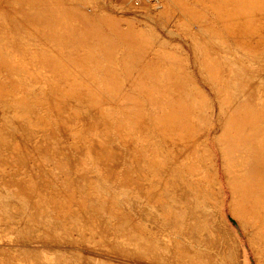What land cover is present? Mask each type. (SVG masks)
I'll list each match as a JSON object with an SVG mask.
<instances>
[{"label": "rangeland", "instance_id": "obj_1", "mask_svg": "<svg viewBox=\"0 0 264 264\" xmlns=\"http://www.w3.org/2000/svg\"><path fill=\"white\" fill-rule=\"evenodd\" d=\"M53 1L56 4L60 1L61 4H57L58 9L54 11L52 9L51 13L48 14L47 11L43 12L46 8L43 5L37 8L23 0H0V25H3L4 29H8L4 35L6 40L0 43V88L4 91L13 90V93L4 92L0 95L1 255L5 256L7 252L12 257L20 259L16 264H31V261L28 262L29 260L26 259L28 251H21L20 255L19 251L15 250L21 247L26 250L42 251L40 257L42 260L38 259V262H32V264H78L76 258L79 257L82 263L88 261L93 263L96 258L97 261L95 259L93 264H98V261H101L99 264H154V262L139 261L141 258L139 259L136 254L132 258L127 254L105 252L98 248L95 249L96 247L87 246L76 227L79 225L80 219L85 220L88 224L96 220L101 226L103 224L102 227L108 225V227L116 228L118 230L115 229L117 235L121 238L126 236L125 240H128V242L129 240L130 242H149L150 238L158 242L170 227L167 219L158 215V211L153 208L155 207L152 203L156 199L155 194H150L149 198L137 195L136 187L139 182L136 179L140 174L132 171L134 175L130 174L131 181L129 182L132 189H126L123 187L125 183L121 179V173L117 174L114 171L115 167L111 168L110 164H107V167L109 166L107 169L103 167L102 170L101 157L88 149H86L84 157L85 168L75 169V171L87 173L91 178V184H86V187L91 188L90 192L94 195V198L85 201L84 209L87 211L84 215H77L73 210L61 213V206L58 203H53V196L50 195L46 197L48 200L42 201L43 206L46 205L45 207L48 210H37L39 202L34 197H30L31 195L27 191L29 189L26 188L34 183H28V185L17 181V178L27 175L23 177L28 179L31 176L30 179L35 180L37 178L38 181L40 180L41 183L36 182L38 187L42 185L40 191L45 190L44 187L54 190L56 187H53L52 179L54 181L55 176L51 170H45L53 168L52 164L50 165L51 162H49V155L53 156L52 158L55 160L62 159L65 155L63 156L62 152L55 149H51L49 153H46L47 155L41 152L39 154L44 163L41 160L40 162L44 165L40 167L35 165L32 159L26 157L29 152H25V154L28 153L26 155L11 152L10 146L5 141L11 142V135L24 133L17 126L15 113L20 111L21 104L33 106L36 112L46 121L44 126L47 130L56 128L58 124L63 122V112L61 111H63L62 108L66 104V92L71 90L73 93L81 91L88 102L83 104L79 99L73 97L71 99L72 104L67 105L68 111L75 115L69 127L67 124L68 119L65 118L67 119L65 120L67 124L65 126L68 127L69 131L66 140H68L69 145L80 142L90 145L93 136L99 140L106 137V134H103L102 137L97 136L96 132H92L88 128L87 130L86 126L81 124L84 122L80 118L81 115H85L91 109H94L104 113V119L111 123V128L122 125L123 128L127 129L128 133L126 134L136 137L133 145L139 151L137 154L151 161L158 155L165 166L181 170L180 165H185L186 162L183 161L179 164L175 159V143H165L162 135L156 129L158 126L161 127L163 122L168 121L169 116L173 117V111L176 110L180 115L178 119L172 121L173 127L181 129L184 135L190 132L193 140H195L197 155L203 166L212 167L216 173V185L219 187L220 193L223 194L224 200L220 208L221 217L225 221L227 229H230L229 231L239 244V255L242 258V264H256V258L250 243V239L253 237L251 227L248 225L243 226L233 216L236 212L232 206L231 192L226 183L227 180L234 181L236 177H239L237 165L240 160L238 155L232 157L227 151L221 154L219 147L222 144L215 141L220 133L221 126L226 121V111L229 108L224 107L221 112L218 110L216 94L207 84L208 77L205 65L206 61L209 60L210 63L213 62L216 65L218 63L219 66V63L223 60L227 65L223 66L224 73H228L233 69V73L228 80L229 83H227L232 91L233 105H236L237 108L248 107L251 109L255 107V111L259 112L260 115L258 123L264 129V56L259 55L252 62H241V66H238L233 63L232 57L228 54L223 55L220 51L222 44L228 45L233 53L237 51L240 54L241 51L234 45L225 29L222 30V26L217 23L214 13L209 12L200 2L195 0H161V4L156 7L157 10L156 8H150L149 5L147 6L144 1L137 7L126 6L130 0ZM61 9L66 12L64 18L58 16L57 12L55 13V11ZM38 10L41 11L42 15L46 14L47 16L54 12L55 17L52 19L44 15L46 18L39 22L35 18L37 12H39ZM164 10L166 11L163 12ZM206 15L211 18L212 29H214L216 35L208 36L207 31L203 29L201 22ZM74 24L75 26L79 24L80 27H73ZM11 27L15 28L16 31L12 32L9 29ZM81 28H84L85 31ZM86 32H88V35L84 34ZM125 35L130 37V41L134 43L133 47L124 43ZM156 64L164 66L159 70L161 76L168 78V70H165V68L173 65L174 68L177 67L179 77L183 79L180 80L185 85L183 88L175 91L173 88L168 87L167 92L170 100L167 96L161 100L160 95L153 91L148 97L144 94L146 89L151 90L150 86H154V79L157 76L153 75L155 74L154 71L153 74L148 76L147 83L144 86L143 82L138 79L140 72H144L145 68H150L149 66ZM246 69L251 73L248 79L244 75ZM173 70L177 71L176 69ZM146 71L150 70L147 69ZM235 76H239L238 79L236 77L235 80ZM165 78L163 80H168ZM189 80H192L195 86H192ZM247 81L252 83L250 87L245 86L244 82ZM109 86L113 89H110ZM114 89H117V92L120 93V99H118L117 93L116 95L110 94ZM53 90L58 92V100L55 101V104L50 101ZM197 91L203 93L204 103L200 101ZM191 110H193V115L188 116ZM54 111L56 115L52 118L49 114ZM138 118L142 122L144 121L145 126L148 127L149 133H146V136L144 133L140 134L139 132L142 124L137 126V123H139ZM16 126L18 130L15 128ZM20 130L22 133L19 132ZM86 130L90 132L87 133ZM59 135L56 136L54 141L59 137L61 138V134ZM27 136L25 135L26 138ZM40 136L41 133H38L29 138L32 139L33 144H36L40 141L38 139L42 138ZM111 137H113L110 139L112 146H115V144L120 145L116 135H111ZM5 149H7L8 155H6ZM13 153L16 158L11 156ZM91 153L93 154L91 155ZM17 157L20 162L24 158L25 160H22V162L28 163L30 161L29 166L24 165L25 163H23V166H20V163L19 165L15 164L13 161L18 160ZM65 158L67 161L74 160V158H71V154H68ZM6 160L8 166L5 165ZM45 160H48V162L46 161V163ZM99 163L100 165L97 166ZM32 165L35 168L31 170ZM2 168H5V170H2ZM109 168H111L110 171L116 173L113 175L115 178L109 172ZM6 171L11 172V174L4 173V177L3 172ZM30 171L31 175L29 174ZM69 171L62 173L63 175L60 174V177L65 178V173H73ZM13 172L16 173V176H12ZM48 172L51 173L48 174ZM183 174L185 175L184 171ZM36 175H39L41 179ZM34 176L35 178H33ZM163 176L170 179L171 175L169 172H165ZM111 179H115V181ZM18 182L21 184L19 185ZM112 182H114V185H112ZM58 185V188H56L58 190L55 189V191H59L63 186L62 183H58ZM152 185L153 187L159 186L156 180H152ZM196 186L200 191L199 201L195 207L198 221L201 223L198 229L202 230V226L207 221L210 222L209 224L214 231L220 235L221 232L216 227L218 216L213 208V201L208 199L212 207L204 205L203 202L200 203V200L204 201V197L206 199L207 197L201 184L197 182ZM70 187L71 190L75 188L73 185ZM75 190H77L76 192L80 191L77 187ZM103 195L115 200L116 210L122 212H125V201L128 200L131 215L125 218L123 215L112 214L108 207H105L109 202L102 199ZM91 214L95 215L92 217ZM96 215L101 217L102 221ZM183 218L185 222L189 221L185 215H183ZM104 224L106 225L104 226ZM62 225H65V228ZM162 225H165V227ZM101 233L104 235L105 231L100 232V235ZM98 235L96 234L97 237ZM138 238L142 240L139 241ZM51 250L59 251L57 253L59 259H61L60 261L57 260L58 258L53 257ZM132 250H134L133 247ZM226 251L231 250L227 247ZM162 259H165V257L163 256ZM221 259L218 255L212 259L213 263L208 262L205 258L199 260L200 264H227V260ZM0 260H2L0 264L13 263L12 259L6 260L5 257L3 259L0 257ZM158 262L167 264L165 261ZM155 264L159 263L155 262Z\"/></svg>", "mask_w": 264, "mask_h": 264}, {"label": "bare ground", "instance_id": "obj_2", "mask_svg": "<svg viewBox=\"0 0 264 264\" xmlns=\"http://www.w3.org/2000/svg\"><path fill=\"white\" fill-rule=\"evenodd\" d=\"M23 1L29 2L30 5L37 8L40 5L46 6L43 12L45 13V11H47L48 14L51 13L52 9L53 11L58 9L59 6L57 4L60 3V1L58 0H57L58 1L57 4L53 0H23ZM195 1L200 2L206 9H208L209 12L214 13L215 18L218 21L216 22L222 26L223 28L222 30L225 29L226 33L232 39L234 45L237 46L238 49L241 51L240 54L237 51L233 53L228 45L222 44V48L220 49L221 53L223 55L228 54L230 57H232L231 59L233 63H236L238 66H241L242 64L241 62L250 63L252 62L253 59H256L259 55L264 56V0H195ZM145 4H147V6L148 5L151 6L150 8L154 9L159 4H161V0H148ZM164 6L166 5L164 4ZM64 11L63 9H61L60 11H55V13L57 12L58 16L64 18L66 13ZM165 11L166 10H164L163 12ZM55 13L53 12V14L48 16L54 19ZM44 15H42L41 11H39L37 12L35 18L37 19V21L40 22L41 20L46 18L47 15L46 16ZM201 23L203 25L202 26L203 29L207 31L208 36L216 35L214 29H212L213 27L211 25V18H209L208 15L205 16L204 20ZM78 26L80 27L79 24H77L76 26L74 24L73 27H78ZM9 29L12 30V32L16 31V29L12 27ZM81 29L85 31L84 28ZM6 30L8 29H4L3 25H0V43L6 40L4 36ZM84 34L88 35V32ZM129 38L130 37H127V35H125L124 43L129 45L130 47H133L134 43L130 41ZM224 65L227 66L225 64V61L223 60H221L219 66L218 63L216 65L213 62L210 63L209 60L206 61V65H205L207 70V77H208L207 84H209V86L216 94L215 96L216 99L218 100V110L221 112V110L224 107L229 108V110L226 111V115H227V117L225 118L226 121H224V124L221 126L220 133L217 135L215 141L219 144L220 143L222 144L221 147H219V151L221 154L227 151V153H230L232 157L238 155V159L240 160L237 165V169L239 170L238 171L239 177H236L234 181L227 180L226 182L231 192L232 206L234 207L236 212L235 215L233 214V216H235L239 220V222L243 224V226L248 225L249 227H251L253 237H251L250 243L252 245V249L256 258V264H264V129L258 123L260 115L258 114L259 112L255 111V107L251 109H249L248 107L237 108L236 105H233L232 95H231L232 91L228 87L229 85L227 84L229 83L228 80L230 75L233 73L232 72L233 69H231L228 73L227 72L224 73V67H223ZM220 66H222L223 68ZM149 67L150 68H145L144 72H140L138 74V79L143 82V86L144 84L147 83L146 80L148 79V76L153 74V71L155 72V74L153 75H157L154 79L155 80L153 83L154 86H150L151 90L146 89L144 91V94L147 97L153 91L154 93L160 95L161 100H163L162 98L166 96L168 100H170L169 94L167 92L168 87H171L176 91L179 88H183V86H185L184 83H182V81L180 82V80L183 79L179 77V72L177 70V67L174 68L175 66L170 65L167 66V68H165V70H168V72L166 71L168 73V78H165L159 74L160 73L159 70H161L160 68L164 67L162 64L161 65L156 64ZM172 67L177 71L173 70ZM147 69L150 71H146ZM244 72H245L244 75L248 79L251 73H249L247 69ZM236 77L238 79L239 76H235V80ZM164 78L168 80H163ZM189 81L191 82L192 86L193 85L195 86V83L192 80ZM244 84L245 86L250 87L251 86L250 84L252 83L250 81H247L244 82ZM109 87L110 89H113V87L111 86ZM145 87L147 88V85ZM117 91H118L117 89H114V91L110 92V94L113 93L114 95H116L117 93L118 94L117 97L118 99H120V93ZM4 92L13 93V90L4 91L2 88H0V95ZM66 93H67L66 96L67 98L65 102L66 104L62 108L63 111H61L63 112V119H62L63 122H61V124H58L56 128H50L49 130H47L44 126L46 124V121L43 120V118L36 112L35 108L27 104H21L20 111H16V112L14 111V112L16 113L17 116L16 117L17 126L19 129H22L24 133H22L20 130L19 132L22 134L11 135L12 139L11 138L10 139L12 141L11 142L5 141V143H7L8 146H10L11 152H17L19 154L21 153L25 154V152H29L30 154L32 152L31 155L26 153L28 154V155L25 154L26 157H28V159H32L35 165H38L40 167L44 164H41L40 162V160L43 162V158L40 157L39 153L42 152V154L43 153L46 154L49 153L51 149L53 150L55 149L56 151L62 152L63 156L65 155V157L68 154H71V158L72 159L74 158L73 161H67L65 157L64 158L62 157V159L60 158L55 160L52 158L53 156L48 154L50 156V160H49V162H51L50 165L52 164L53 168H47L45 170H51V172L55 176L54 177L55 180L53 181L52 179V183L54 184L53 187L55 186L56 188H58L57 187L58 183L63 184L62 188H60L59 191H55L56 188L55 189L53 188L54 190H51L50 188L46 189V187H44L45 188V190L43 189L44 191L42 190L43 192L40 191L41 189L40 187H42V185L39 184L40 187H38L37 186L38 183H36L39 182L40 180L38 181L37 178L35 180L32 178L30 179L31 176L28 179H25L23 177L27 175H23L17 178V181L26 184L34 183L33 185H30L29 187L26 188L29 189L27 191H29V194L31 195L30 197H34V199H36L39 202L37 210L40 209L48 210V208L45 207L46 205L43 206L42 201L48 200L46 197L47 195H50L53 196V203L54 202L58 203L59 206H61V211H60L61 213H65V211L67 210H73V212H75L77 215L80 216L84 215V213L87 211L84 209V206L86 204L85 201H87L89 198H94V195L90 192L91 188L89 189L86 187L87 186L86 184H91L90 183L91 178L87 173L80 171L78 172L75 171V169L85 168L84 157L87 151L86 149H88L91 152H93L95 155L101 157L100 163L102 164L101 165L102 170L103 167L107 169L109 167V166L107 167V164H110V166H112L111 168L115 167L114 171H116L117 174L121 173L122 175L121 179L123 183H125L123 187H125L126 189H132V187L129 185V182L131 181L130 174L132 173V171H135L138 174H140L141 177L139 176L140 178L138 177V179H136L139 182L138 185L136 184L137 195L144 198H149L150 194L152 193L155 194L156 199H154V201L152 202L154 203L155 206L153 208H155L158 211V215L167 219V221L170 224V227L167 230V233L164 236H162L160 240H158V242L153 241L152 238H150L151 240H149V242L146 241L130 242V240L128 242V240H125L126 236H123V238H121L119 235H117V233L115 232L116 228L108 227V225L105 226L108 223L104 224L105 227H102L103 224L101 226L96 220H94L93 223L88 224L85 220L82 221V219L78 218L80 219L81 224L79 222V225L76 228L80 234V237L84 239V242L87 246L90 245L96 247L95 249L98 248L105 252H111V253L117 252V253L127 254L132 258H134V255L136 254L139 259L141 258V260L139 261H143V262L148 261V263L154 262V264L155 262L160 264V262L158 261H162V262L165 261L167 262V264H200V260H203V258H205V260H207L208 262H212V259L218 255H220L222 259L227 260L226 261L227 264H242V258L239 255V249H240L239 244L235 239L234 235H232L231 232L229 231L230 229L229 230L227 229L226 223L225 221L222 220L221 217L220 208L222 207L224 200H223V194L220 193V189L216 185V177H215L216 173L212 167L203 166L201 160L198 158L197 150L195 148V140H193V136L190 134V132L187 135H184L181 129L173 127L172 121L174 119H178L180 115L177 113L176 110L173 111L172 114L174 118L169 116L168 117L169 120L166 121L165 123L163 122L162 126L161 127L158 126L159 129L157 127L156 129L158 133L162 135V138L165 143L168 144L171 142L175 143V148H174L176 152L175 159L179 162V164L182 163L183 161L186 162L185 165H180L181 170L178 168H171L170 166L169 167L165 166V164H163V161L158 157V155L154 160L151 161L148 160L147 158H144L142 155L137 154V152L139 151L133 145V141L134 139H136V137L129 136L128 134H126L128 133L127 129L123 128L122 125L111 128L110 127L111 123H109L107 120L104 119V113L102 111H96L94 109H91L90 112L89 113L87 112V114L85 115L84 114L81 115L80 118L81 120L84 121L81 124H84V126H86L85 127L86 129L88 128L92 132L93 131L96 132L97 136L102 137L103 134H106V137L99 140L92 135L93 140L90 145H86L83 142L74 145H69L67 143L68 140H66V138L68 139V136L66 135H68L69 133L68 127L70 126L73 116L75 115L68 111L67 105L72 104L71 99L73 97L79 99L83 104L87 103L88 99L84 97L81 91L73 93L70 90L69 92ZM197 93L199 94L200 101L204 103L203 99L205 97L203 96V93H199V91H197ZM57 95L58 92L53 90L50 101L54 102V104L55 101L58 100ZM191 114L193 115V110H191L188 113V116H190ZM49 115L50 117L53 118L56 115V112L54 111ZM65 118L68 119L67 121L68 127L65 126L67 125L65 121L67 119ZM25 119L26 121H24ZM138 119H139L138 121L139 123H137V126H139V124L144 125V126L141 125L139 132L140 134L144 133V135L146 136L147 135L146 133H149L148 127L145 126L144 121L142 122L140 118ZM17 126L15 128H17ZM89 132L87 131V133ZM38 133H41L40 137L42 138L38 139L40 140L39 142L33 144L32 139L29 137L35 136ZM59 134H61V138L59 137V139H56V141H54L56 136ZM25 135H28L27 138L25 137ZM63 135L65 136L63 137ZM111 135L117 136L116 139L120 145L115 144V146H112L110 144V139L113 138L111 137ZM21 136L22 138L20 139ZM0 148H1V139H0ZM5 150H6L5 151L6 155H8L7 149ZM93 153H91V155ZM11 156H14V153ZM49 156L46 157L48 158ZM0 160L2 159L0 158ZM22 160H25V158ZM15 161L13 162L17 165H19L20 163V166L21 165L23 166V163H25V162L21 163L19 161V158L18 160ZM46 161L48 162V160H45V162ZM29 162L30 161H28V163H25L24 165L29 166ZM100 163L97 166H99ZM7 164L8 162L5 165ZM34 168L35 167L33 166L31 170ZM111 168H109V172H111L113 176L116 173H114V171H110ZM118 169L119 171H117ZM2 170H5V168H2ZM67 170L72 171L74 174L65 173L66 174L65 178H61L62 176L60 177V174L66 172ZM183 171L185 172V175L183 174ZM51 172H48V174H50ZM165 172L170 173L171 175L170 179L165 178L163 176ZM4 173L11 174V172L6 171L3 172V176ZM30 173L31 171L29 172V174ZM12 174H13L12 176H16V173L13 172ZM36 176L39 177V175ZM33 178H35V176ZM113 178H115V176H113ZM111 180L115 181V179H111ZM152 180H156L159 186L153 187ZM49 182L51 181L49 180ZM197 182L201 184L204 190V194L207 197V199L204 197V201L200 200V203L203 202L204 205L208 207H212L210 202H208V199L210 201H213V208L216 210L217 212L216 214L218 216L216 227L221 232L220 234L222 235L221 237L211 227V225L209 224L210 222L206 221L204 225L202 223L203 225L202 230L198 229V226L201 225V223L198 221L195 212V207L199 201V196H200V191L196 186ZM113 183L114 182H112V185H114ZM20 184L21 183H19V185ZM68 185L70 186L73 185V187L79 188L80 191L76 192L77 190H75V188H74L75 191L71 190V187ZM47 190L49 191L46 192ZM102 199L109 202L106 204L105 207H108V210L112 214H116L117 216L123 215V217L125 218L131 215V212L129 210L130 205L128 203V200L125 201V208H124L125 212H122L116 210L114 206L116 205L115 200L110 199L106 195H103ZM79 200L81 201L78 203ZM97 208L99 209V207ZM91 215L93 217V215L95 214H91ZM183 215H185L186 218L189 219L188 222L184 221ZM100 218L101 217H98V219L102 221V219ZM67 225L68 224L66 223V226ZM62 226L64 227L65 225ZM162 226L165 227V225ZM137 228L136 230H138ZM140 230L142 229L140 228ZM103 231H105V234L103 235V233H101L100 235V232ZM96 234L97 235L99 234L98 237L96 236ZM129 239L131 238L129 237ZM141 240L142 239H140L139 241ZM132 247L134 248V250H132ZM227 247H229L231 251L229 252L226 251ZM15 250L19 251V253L21 251L22 252L28 251V253L26 254L27 256L26 259L29 260L28 262L31 261V264L32 262H38L37 261L38 259L42 260L40 258L42 252L41 250L39 251L26 250L21 247ZM50 252H53V257L55 259L58 258L57 260L59 261L61 260L59 259L58 256L59 251L51 250ZM1 253H0V257H2V259L3 257H5L6 260L12 259L14 264L18 263L20 260L17 257L15 258L12 257L11 254L7 252L6 254L4 253L5 256H2L3 254L1 255ZM163 256L165 257V259H162ZM95 259L93 263H95ZM85 260L87 259L85 258ZM1 261L2 260H0V262ZM76 261H77L76 263L78 264H93L88 260H87L88 262L82 263L80 257L76 258ZM100 262L98 261V264Z\"/></svg>", "mask_w": 264, "mask_h": 264}, {"label": "built area", "instance_id": "obj_3", "mask_svg": "<svg viewBox=\"0 0 264 264\" xmlns=\"http://www.w3.org/2000/svg\"><path fill=\"white\" fill-rule=\"evenodd\" d=\"M147 2L148 0H130L128 4H126V6H132V7H137L139 6L140 4H142V2Z\"/></svg>", "mask_w": 264, "mask_h": 264}]
</instances>
